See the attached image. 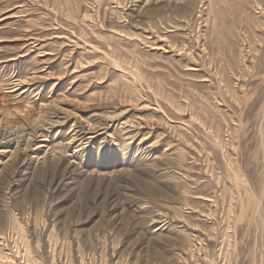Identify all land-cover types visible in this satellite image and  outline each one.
<instances>
[{"label":"rangeland","instance_id":"1","mask_svg":"<svg viewBox=\"0 0 264 264\" xmlns=\"http://www.w3.org/2000/svg\"><path fill=\"white\" fill-rule=\"evenodd\" d=\"M0 264H264V0H0Z\"/></svg>","mask_w":264,"mask_h":264}]
</instances>
